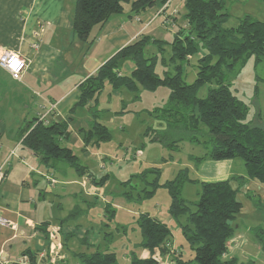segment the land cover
<instances>
[{
    "label": "trees",
    "instance_id": "obj_1",
    "mask_svg": "<svg viewBox=\"0 0 264 264\" xmlns=\"http://www.w3.org/2000/svg\"><path fill=\"white\" fill-rule=\"evenodd\" d=\"M169 0H75L72 14V30L85 46L95 27L104 25L111 16L121 14L125 8L134 14H140L155 4H166ZM186 27L179 28L173 39L166 42L141 34L139 38L116 51L96 71L78 85V97L71 108L74 113L83 108L91 117L88 129L81 128L84 146H99L111 139V132L99 122L101 111L97 108L98 95L108 86L111 90L126 89L136 92L139 88L153 91L160 86L169 89L164 106L157 107L168 125L176 130L199 134L209 145L203 156L195 159L200 163L205 158L212 160L240 159L246 169V177L232 175L219 181H202L188 176V169L178 171L174 179L159 183L158 174L149 184L150 190H144L143 197H152L157 187L167 189L170 196L168 215L171 218L185 216V224L180 225L182 234L194 251V256L182 258L174 255L171 264H240L236 258L223 259L227 242L234 233L231 221L241 211L242 204L237 199V189L232 187L234 181L244 182L245 178L254 179L264 184V127L245 122L247 104L238 98L225 82V72L237 63H243L254 56L255 62L264 55V21L250 15L243 16L237 26L225 28L228 19L223 0H183ZM154 44L159 52L164 46L170 48L169 61L173 73L165 70L160 76L155 72L157 55L145 57L144 49ZM199 46L205 54L197 58L196 77L187 83L183 78V66L189 57L198 52ZM162 54V53H161ZM164 60V59H163ZM133 65L130 74H123L124 64ZM215 82L216 87H209L204 97L197 95L205 84ZM264 116V112H263ZM69 119L60 122L44 123L38 117L27 121L19 130L22 145L33 151L44 165L53 168L64 162L79 176L87 173L86 166L80 164L73 150L60 143L71 135ZM190 138L199 139L193 135ZM94 139V140H93ZM161 139L157 136L152 140ZM173 146V145H171ZM145 173L139 175L143 178ZM186 182L199 185L198 199L188 201L181 195ZM253 196L247 192V197ZM141 244L150 251L155 248L168 252L171 227L165 221L158 220L148 213L137 217ZM39 229L45 239L49 231ZM27 258L25 264H43L36 252L26 250L22 254ZM81 264H116L113 252L96 251L80 254ZM9 264H22L15 261ZM130 264H157L153 258L133 257Z\"/></svg>",
    "mask_w": 264,
    "mask_h": 264
},
{
    "label": "rangeland",
    "instance_id": "obj_2",
    "mask_svg": "<svg viewBox=\"0 0 264 264\" xmlns=\"http://www.w3.org/2000/svg\"><path fill=\"white\" fill-rule=\"evenodd\" d=\"M223 1L228 13V19L223 25L225 28L237 26L245 15L264 21V0ZM174 8L178 11L172 13ZM184 13L183 1L174 0L166 10L167 15L175 17L174 22L169 17L165 24V16L160 15L156 23H164L165 33L153 31L154 37L165 38L161 37L165 34L167 38L164 41L170 42L174 37L171 25L175 31L186 27ZM205 52L199 46L198 52L184 64L185 82L194 81L197 58ZM153 55L158 56L155 65L157 74L163 76L165 70L173 73L168 45L159 52L154 44H148L144 49V56ZM126 64L133 66L130 61ZM222 68L225 82L247 104L245 122L264 127V55L258 62H255L254 56H250L231 70H227L225 66ZM122 72L130 74L125 67ZM209 87H216V83L205 84L197 95L204 97ZM119 92L122 94L121 98H117L115 92L107 86L98 95L97 108L101 111L98 120L111 132L110 141L99 146L92 143L84 146L81 136L77 134L80 127L88 129L89 125L85 122L88 113L79 108L72 116L74 132L60 143L73 150L80 164L86 166L87 173L79 176L66 163H59L62 166L57 171V178L78 182L70 186L66 184L65 192L61 189V183L55 186L43 185L44 188L47 186L43 207L45 216L50 224L62 228L68 264H81V253L91 254L96 251L115 253L116 264H130L133 257L153 258L157 264H171L173 256L179 253L185 259L192 257L194 251L186 242L180 227L185 224V216L174 219L168 215L170 196L167 189L159 186L149 198H144L143 194L145 189L152 188L149 182L157 176L153 168L161 169L158 174L159 183L174 179L183 168L188 169V176L191 178H200L199 171L203 168L210 170V166L203 163L208 157L200 164L195 163V159L203 156L209 149V145L205 143L207 139L168 125L162 111L156 109L164 106L167 101V87L160 86L153 91L139 88L136 92L122 89ZM48 114L49 112L43 113L46 118ZM193 135L199 139L190 138ZM155 136L161 139L152 140ZM4 139H8L7 134ZM218 170H228L232 174L246 171L240 159H234L232 164ZM142 173L145 175L141 179L139 175ZM198 190V184L186 182L181 195L188 201H196ZM249 193L257 195L252 194V200L244 194L237 196L244 206L231 221L235 230L227 242L223 259L236 258L240 264H264V196L258 195L257 191ZM141 213H148L171 227L167 253L159 248L150 251L141 244L142 237L137 223V217Z\"/></svg>",
    "mask_w": 264,
    "mask_h": 264
},
{
    "label": "crops",
    "instance_id": "obj_3",
    "mask_svg": "<svg viewBox=\"0 0 264 264\" xmlns=\"http://www.w3.org/2000/svg\"><path fill=\"white\" fill-rule=\"evenodd\" d=\"M173 1L155 4L140 14L125 8L123 13L113 15L104 25L95 27L89 37L91 43L85 46L72 30L75 0H0V54L6 50L14 51L27 62L19 80L0 67V171L4 175L0 179V214L14 225H0V250L10 260L31 250L43 259V264H68L62 228L50 224L43 207L47 186L61 183L65 192L66 184L78 182L57 178L62 165L57 163L53 168L44 165L33 151L22 145L19 130L27 121L49 112L48 123L65 121L71 116L68 125L72 135V116L76 111L72 113L71 108L77 101L78 85L141 34L155 38L153 31L165 33L163 24L172 17L166 10ZM176 10L174 8L172 13ZM160 15L165 16L164 23H156ZM171 20L173 23L175 17ZM175 32L171 25V34ZM161 37H165L159 38L164 41L167 35ZM123 67L129 72L133 68L126 63ZM119 91L112 90L117 98L122 97ZM91 120L90 115H86L85 122L89 126ZM81 128L85 129L80 127L77 136L83 141ZM5 134L8 139H4ZM233 160H204L210 170L201 169L199 179L219 181L232 175L246 177V171L232 174L228 170H218L229 166ZM44 184H48L46 188ZM232 187L237 189V196L244 194L247 197L250 191L264 196V184L254 179L245 178L241 183L234 181ZM241 204L243 208V202ZM44 223H47L43 227L48 229L49 239H45L39 229Z\"/></svg>",
    "mask_w": 264,
    "mask_h": 264
},
{
    "label": "built area",
    "instance_id": "obj_4",
    "mask_svg": "<svg viewBox=\"0 0 264 264\" xmlns=\"http://www.w3.org/2000/svg\"><path fill=\"white\" fill-rule=\"evenodd\" d=\"M0 67L7 71L12 78L19 80L21 78L22 73L27 68V62L18 53L6 50L2 54H0ZM38 119L43 121L44 123H48L46 116L43 114H40L38 116ZM2 178L3 172L0 171V179ZM0 225L14 227V225L11 224L10 221H8L7 219L3 218L1 214ZM12 261L25 264L27 262V258L25 256H21L15 260H10L6 257L3 250H0V264H9Z\"/></svg>",
    "mask_w": 264,
    "mask_h": 264
}]
</instances>
